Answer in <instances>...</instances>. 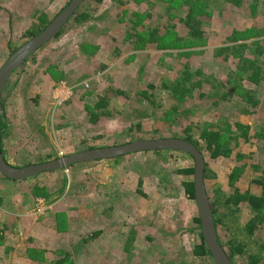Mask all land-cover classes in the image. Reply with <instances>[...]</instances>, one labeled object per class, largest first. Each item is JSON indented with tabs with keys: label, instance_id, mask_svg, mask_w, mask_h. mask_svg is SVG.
I'll use <instances>...</instances> for the list:
<instances>
[{
	"label": "rangeland",
	"instance_id": "374dc122",
	"mask_svg": "<svg viewBox=\"0 0 264 264\" xmlns=\"http://www.w3.org/2000/svg\"><path fill=\"white\" fill-rule=\"evenodd\" d=\"M115 1H108L104 5L87 1L82 6L83 11L91 16L87 23L75 24L71 21L59 38L41 48L11 76L3 92L6 100V126L0 132V145L6 160L14 166L25 167L91 150L88 149L90 146L104 148L138 140L182 139L179 136L184 129L181 128L182 123L185 126H205L227 119L250 125V142L241 140L237 143L231 157H221L213 162L208 160V179L205 183L209 198L216 203L222 243L225 245L231 240H239L250 254H261L263 257L264 253L258 244L264 240V229L254 237L245 233V225L252 217L250 208L245 204L240 207L229 206L225 201L234 193L228 186V175L234 167H246L243 177L237 183L241 192H257L253 182L264 171V141L257 139L258 130L264 129V81L256 87L245 79L241 80L237 74L238 58L230 56L224 59V56L216 54L221 48L242 46L246 57L259 58L264 70V56L259 57L253 53L258 46L264 49V0H190L197 4L199 9L196 14L203 20L206 35L202 40L189 37L180 21V17L185 16L183 11H179L177 17L171 20L168 13H165L167 0H148L152 1L154 8L156 3L160 6L151 15L153 18L144 21L145 26L160 31L157 42H146L143 46L137 43V34L145 33L146 28L138 26V33H134L136 37L130 40L126 32L134 28L132 23L138 20L136 13L145 12L149 3L147 6V0ZM68 3L69 0H0V68L13 52L31 39L28 33L33 31L31 27L38 17L45 14L53 21ZM131 10L135 13L130 14ZM173 34L174 39L171 36ZM187 64L193 72L201 70L225 86L222 92L228 93L230 99L215 108L212 100L199 98L202 90L197 89L193 97L180 102L168 91L158 87L152 90L149 87L180 82ZM201 79L203 77H193L191 82ZM109 88L123 91L126 98L109 91L107 117H101L97 124H93L92 107L106 95ZM210 88V85L204 83L203 91L210 92ZM146 91L153 96L150 102L143 96ZM247 91L254 92L259 98L257 109L243 100V94ZM57 94L58 98H68L61 107H55L59 100ZM249 107L252 108L250 112L254 110V113H244ZM138 125L142 128H137ZM239 154L244 157L241 162L237 161ZM134 155L136 158L128 159V166L121 162L123 158L108 160L104 164L94 162L78 168L72 166L63 171V176L54 174L50 182L43 179L46 175L43 174L41 180L36 182L37 178L34 181L31 179L24 185L33 189L36 197L35 203L32 202L30 206L33 212L30 221L42 215L57 200L68 204L70 219L66 216L56 218L59 212L54 213L57 233L62 230L58 241L66 240L60 248L71 251L63 253L66 255V264L109 263L103 257L109 245L102 237L87 244L83 240L109 227L121 230L120 226H129L127 233L133 223H140L138 220L134 222L137 210L134 206L140 207L137 211L140 212L143 225L142 218L147 213L155 207L161 210L169 203L168 197L161 194V188L158 189V184L164 181L162 179L168 178L167 170L174 172L194 165V160L182 152H143ZM161 171L165 173L159 174ZM135 172L139 174L138 180L141 183L136 191V199L135 195H131L136 185ZM151 176L154 178L151 179ZM158 176L163 177L157 180ZM148 178L150 180L146 183ZM177 178L181 190L182 179L180 176ZM124 180H127L126 184ZM113 182L119 185L123 183V186L125 184V188L121 193L116 192L115 197L108 194V187ZM171 189L170 203H174L175 195H178L179 201L175 204L187 212V199L182 190ZM140 191L151 194V197H159L152 200L142 197V203H139ZM0 194L6 198V195L11 194V189L5 188L2 193L0 190ZM158 200L161 202L157 206L155 202ZM8 204L4 200L0 208L9 211ZM181 213L178 215L180 224L184 223L180 218ZM67 218L68 222L75 224L73 229L69 227L70 224L63 225L62 221L67 222ZM6 222L7 218L0 215V229H4L5 235V240L0 243V264H23L21 259L28 260L30 264L44 263L46 256L42 244L47 242L45 238L19 236L21 229L15 235L12 233L13 228L8 227ZM192 230L199 234V225ZM179 235L172 236L168 244L170 264H212L210 259L204 261L190 257L183 250L184 246L178 243L181 238ZM160 238L158 243L162 246ZM123 246L127 251L120 250V253L117 250L122 246H114L116 252L111 258V264H120V258L123 264H163L159 260L153 262L150 257V253H156L152 244L131 246L126 241ZM131 253L135 260L128 258ZM54 255L58 256V253ZM236 261L245 264L240 257Z\"/></svg>",
	"mask_w": 264,
	"mask_h": 264
},
{
	"label": "trees",
	"instance_id": "16d2710c",
	"mask_svg": "<svg viewBox=\"0 0 264 264\" xmlns=\"http://www.w3.org/2000/svg\"><path fill=\"white\" fill-rule=\"evenodd\" d=\"M72 0H69V3ZM91 3L100 5L105 0H87ZM86 1V2H87ZM68 3V4H69ZM67 4V5H68ZM157 4V3H156ZM84 5V4H83ZM82 5V6H83ZM82 6L79 8L78 11L71 17V19L68 21L66 26L73 21L75 24H85L90 19L91 16L87 11H83ZM160 6L159 3L155 7ZM198 6L193 1L190 2V0H167V7L166 12L169 15V18L171 20H174L177 16L176 14L179 11H183L185 13V16L180 17V21L183 23L184 27L188 31V35L191 39L194 40H202L205 38V30L203 29V20L201 17H198L197 12ZM162 14V13H160ZM138 20L134 22V26H140L144 27L145 33H139L137 34L139 36L137 43L141 44L142 46L146 42H157L159 31L160 29L150 27L147 28L144 26V19L148 17H152L150 14L145 15L142 17V15L137 14ZM145 17V18H144ZM142 18V19H141ZM52 21L49 20L48 16L43 14L40 17L37 18L36 22L32 25L33 31L28 33V36L31 38L39 34L41 31H43ZM65 26V27H66ZM64 27V28H65ZM63 28V29H64ZM63 29L60 31V33L57 35V38H59L63 34ZM132 30L135 33L136 30L132 28ZM172 31V30H171ZM134 32L127 33V39H134L136 36L134 35ZM173 39L175 38L174 34L171 35ZM177 40V39H175ZM136 43V44H137ZM138 46V45H137ZM253 53L257 56H264V49L262 47H257ZM216 56H224V59H228L230 56H236L239 60L237 74L241 77V80L247 81L248 83L259 87L262 82L264 81V70L262 67V64L257 59H251L246 57L244 48L242 46L239 47H226L218 49ZM193 77H203L198 82H191ZM204 83L210 85V92L203 91V85ZM152 90H157L158 88H161L165 91L170 92L173 97L179 99L181 102H185L188 97H193L195 91L198 89L199 91L202 90V92H199V98L200 99H210L212 100V106L215 108H218L221 106V103L227 102L230 99V95L228 93L222 92L225 89V86L220 84L216 79H211L209 76L203 73L201 70H197L195 72L192 71L190 65H186L183 71V78L180 82L176 83H170L166 82L161 84L160 86L157 85H150L149 86ZM158 87V88H157ZM150 89V90H151ZM109 91H112L115 95H118V97H125L126 94L123 91L113 89L108 90L106 95L99 99V101L92 107L93 112L91 113V122L93 124H97L101 117H107V107L109 105ZM143 96L145 97V100L150 102L153 96L149 94V91H146L143 93ZM243 100L248 104H250V107L258 108V105L260 104L259 98L256 97V94L251 91H247L243 94ZM3 109L4 114L6 112L5 110V104L6 100L3 96ZM153 104V102H152ZM248 108V110H244V113H254L250 112L252 108ZM174 110V109H173ZM175 112H178L176 110ZM190 113V112H189ZM5 116L0 117V132H3L5 130V122H4ZM181 128L183 127V131L179 135L180 138L189 141L190 143L194 144L200 152L203 154L205 158L206 168H205V174H204V180L206 182L207 178V172L209 169L208 160L216 161L221 157H231V155L234 152V148L241 140H244L246 143L250 142L251 140V126L243 124L241 122H235V121H229L227 119H223V121L219 122L218 124H209V125H194V124H188L184 125V123L181 124ZM137 128H142L141 125H138ZM141 131V129H139ZM178 130H176V133L178 135ZM2 134V133H1ZM0 134V136H1ZM257 139L260 141H264V129L258 130L257 133ZM95 146H90L88 149H94ZM3 151V150H2ZM170 151H154V152H146V153H168ZM186 154V153H185ZM4 155V152H3ZM166 155V154H165ZM164 155V156H165ZM188 157L192 158L189 154H186ZM132 156V155H129ZM5 157V155H4ZM127 157V156H125ZM120 157V158H125ZM6 158V157H5ZM119 159V158H117ZM193 159V158H192ZM244 157L239 154L237 156V161L241 162L243 161ZM194 160V159H193ZM246 167L245 166H239L237 165L234 167L231 172L228 175V186L234 190V193L232 196H230L226 201L225 204L229 206H235L240 207V205H247L250 208V211L252 213V217L248 220V222L245 225V233L249 237H254L258 231H263L264 229V171L262 172V175L258 177V179L254 180L253 185H255L257 192H251L250 190H246L245 192H241L237 188V183L241 180L245 173ZM64 171V170H63ZM63 171L59 172H50L47 174H62ZM165 171L159 172V174H163ZM177 173L182 176H189L192 177L191 180L184 182V190L186 195L189 199L195 201V162L193 167L191 168H184L181 170H178ZM64 174V173H63ZM159 177V176H158ZM163 177V176H160ZM159 179H162L160 178ZM168 178L162 179L165 181H169V175ZM7 179V178H6ZM9 180V179H7ZM207 189V188H206ZM211 201V198H210ZM212 211L216 223L217 233L219 237V242L222 245V247L226 250L227 254L229 255L230 259L234 262V264H238L236 261L237 257L241 258V261L245 264H264V256L262 257L261 254L258 255H252L250 254L245 247V244L243 242H240L239 240H231L227 244H223L218 231V224L217 221V209H216V203L211 201ZM196 223L199 225V229H201V219L200 217L196 218ZM59 226L61 224H58ZM102 232H96L94 235H91L87 239H84V244H87L101 235ZM5 240L4 231L0 230V243H2ZM260 246L261 252L264 253V240H262ZM63 255V257L58 258L53 264H66V255L64 256L63 253L58 254ZM193 255L200 260L207 261L210 259L212 261V264H215L211 253L209 252L207 245L205 243L203 234L201 232V245L195 247L193 251ZM191 254L190 257L193 256ZM70 256V255H68Z\"/></svg>",
	"mask_w": 264,
	"mask_h": 264
},
{
	"label": "crops",
	"instance_id": "0c3cea01",
	"mask_svg": "<svg viewBox=\"0 0 264 264\" xmlns=\"http://www.w3.org/2000/svg\"><path fill=\"white\" fill-rule=\"evenodd\" d=\"M108 1L111 2V0H105L103 2V5L106 4ZM116 1H120V0H116ZM116 1H115V3H116ZM146 3H147V6L149 3V6L145 10V12L140 13V14L136 13V14L142 15V17H143V16L148 15V14L152 15L153 12L158 11L159 6L154 8L152 1L149 2L147 0ZM156 5H158V3L155 4V6ZM124 13L126 15V11ZM127 13H128V15H130V14L135 13V11L133 12L131 10L130 14H129V12H127ZM152 18H153V16H152ZM149 19H151V18L147 16V18H145L144 20L148 21ZM128 21L131 22L132 19L129 18ZM132 24L134 25V22ZM132 24H131V26H132ZM145 25L146 24L144 23V26ZM133 27L136 30V28L138 26H133ZM130 31L133 32L132 29ZM128 32L129 31H127L126 33H128ZM6 88H7V86H6ZM132 157L136 158V155L127 156L126 158H123L121 162L125 163V165L128 166V164H129L128 159L132 158ZM10 158H11V156H10ZM163 161H164V163H166V160H163ZM106 162L107 161H97L96 164H99V163L104 164ZM93 163L94 162L83 163V164H80L79 166H74V167L78 168L82 165H90ZM184 168H191V167L186 166ZM161 169H163V168H161ZM163 170H165V169H163ZM177 171L170 172V169H168L167 173L169 175V179H168L169 181H165V182L163 181V183L158 184V189L160 190V188H161V194L165 198L168 197L169 203L167 202L166 205L164 206V208L161 210H159V207H155V209L153 211H150L149 213H147L145 218L144 219L142 218L143 225L141 224L142 222H141L140 212L137 211L140 207L134 206V209H137V210H135L134 222L136 220H138V222H140V223H137V222L133 223V225L130 226V229H129L130 232L128 231L126 233V230L128 229L129 226L128 227L120 226L121 230H116L115 228L112 230L109 227V228H104V230L98 231V232H102L101 235H99L98 238H96L95 240H93L91 242H94L97 239L102 237V240L105 241V243L109 245L108 252L106 254H104V256H103L104 260H106V262L108 260L109 263H107V264H111V258L113 259L114 252H116V250H115L116 248L114 247L115 245L122 246L121 248H119L117 250V253H120V250L121 251L122 250L127 251V249L123 246V245H125L126 241L131 246H134V245L137 246V244L138 245H145V243L152 244L153 245V247H152L153 251H155L156 253H150V257H152L153 262H154V260H159V261H162L163 264H170V257H168V255H170V254H168V252H169L168 244H170V238L172 236H174V237L179 236L180 237L179 234H181V238L179 239L178 243H180L181 246H184V247H182L183 250L186 251L190 256H191V254L193 255V251H194L195 247L201 245V229H199L200 230L199 234H196V232H197L196 230H194V231L192 230L193 228L195 229V227L197 225L195 220L197 217H199L198 206H197L196 200L193 201V200L188 198V196L185 193L184 186H183L184 182L191 180L192 177H189V176L185 177V176L179 175L177 173ZM45 174L46 175H44L43 179H46L49 182L52 181V177L54 176V174H47V173H45ZM134 174H135L134 179L136 177V185H135L134 193H132L131 195H133V196L135 195L134 199H136L135 197L138 196L136 194V191H137L138 185L141 186V183H139V180H138L139 174H137V172H135ZM42 175L43 174H41L37 177L31 178V179L33 180V179L37 178V180H36V182H37L38 179H40V180L42 179L40 177ZM61 175L63 176L64 174L62 173ZM156 176H157V174H156ZM176 176L177 177L180 176V178L182 179V180H180V182H181L180 186H181L182 191L178 188L177 183H179V179ZM153 178L154 177L151 176V179H153ZM31 179L26 180V181H11V180H7L2 175L0 176L1 193L3 191H5V188L11 189V194L6 195L5 196L6 198H3L2 194H0V205H2V202L4 200H6V203H9L8 206L10 208L9 211L0 208V215H3L4 217L7 218L6 224L11 229L13 228L12 229L13 234H15V235L18 234L17 231H19L21 229L22 231L19 234V236L20 235H22L23 237L26 235H32L35 237L40 236L41 238H39V239H42V237H44L47 242H44L42 244V248L45 251V256H46L45 260L46 261L42 264H50L51 261L54 262V261L58 260V258H61V257H58L57 255L55 256L54 253L60 254V253L71 252L70 250H65L66 248H64V249L60 248L61 245L66 242V240L58 241V237L62 234V230L59 233H57V230L55 227L56 223L54 225V221L56 220L57 216H61V217L66 216V217H69V219H70L71 218L70 214H69L70 210H68L69 207H68L67 203H65L64 201H61V200H57L53 203L52 207H49L48 209H46L42 213V215L37 216L34 221H30V217L33 215L32 214L33 212L30 211V206L33 205V204H31L32 202L35 203L36 197L33 195V189L30 190V188H26L24 185L26 183H29L28 181H30ZM134 179H133V181H134ZM149 180L150 179L148 178L146 180V183H148ZM157 180H160L159 177L157 178ZM124 182L126 184L127 180H124ZM151 182H153V181L151 180ZM125 184L123 186V183H121L120 184L121 186H120L117 182H113L112 186L108 187V190L110 191V192H108V194L110 196L112 195L111 197H115L116 192L121 193V191L125 188ZM154 185L156 186V184H154ZM170 188L179 189L184 194V196L187 199V205H188V207H186L187 212H184L185 210L181 209L182 208L181 206H179L178 204H175V203H178V201H179V198H177L178 195H175V198L177 201L174 200L173 201L174 203H170V199H169L170 198ZM111 189H113V190H111ZM139 195L141 197V198L138 197L139 203H142V199H143L142 197H144L145 200H149V199L152 200L154 198L158 199V197H159L158 195L151 197V194H146V193L141 192V191L139 192ZM163 196H162V198H163ZM175 198H173V199H175ZM159 202H161V201L158 200L157 202H155V204L158 206ZM119 204L121 205V203H119ZM64 206H66V208L62 209ZM57 211L59 212V214L56 213ZM182 211L184 212V214L181 213ZM54 213L57 214L55 219H54ZM180 213L182 214L180 218L184 220V223H181V224L178 220V215H180ZM185 216H186V218H185ZM41 219H43V221ZM69 219L67 218V222L62 221V223H63V225L70 224L71 226H69V227L73 229V226L75 224L68 222ZM139 224H141V225H139ZM0 230H4V229H0ZM111 230H112V232H111ZM116 231H118V232H116ZM95 233H93L92 235H94ZM159 237H161L160 239H162L161 240L163 243L162 246L159 245V243H158ZM8 251H9V249L7 250V252ZM148 255L146 256L147 258H148ZM91 256H93L92 258L94 259V253H92ZM192 257H193V259L197 258L194 255ZM128 258L135 260V256L133 255V253H131V255ZM121 260H122V258L119 259V263L123 264V262ZM172 260H174V258ZM21 261L23 262V264H30V262H28V260H26V259H21ZM134 264H137V263H134Z\"/></svg>",
	"mask_w": 264,
	"mask_h": 264
},
{
	"label": "water",
	"instance_id": "95a60500",
	"mask_svg": "<svg viewBox=\"0 0 264 264\" xmlns=\"http://www.w3.org/2000/svg\"><path fill=\"white\" fill-rule=\"evenodd\" d=\"M87 0H72L61 13L39 34L11 54L0 68V117L4 116L3 92L11 76L30 57L54 40L71 17ZM175 151L189 154L195 162V196L201 219V229L209 252L215 264H234L219 242L211 201L204 180L205 158L200 150L189 141L179 138L138 140L121 146L96 148L71 154L49 162L17 167L10 164L3 155L0 145V174L11 181H26L41 174L59 172L90 162L114 160L143 152Z\"/></svg>",
	"mask_w": 264,
	"mask_h": 264
},
{
	"label": "built area",
	"instance_id": "2783aa9c",
	"mask_svg": "<svg viewBox=\"0 0 264 264\" xmlns=\"http://www.w3.org/2000/svg\"><path fill=\"white\" fill-rule=\"evenodd\" d=\"M58 94H57V100L56 99H54V100H56L57 101V103L55 104V107H61L62 105H63V103L68 99V98H63V99H61V98H58Z\"/></svg>",
	"mask_w": 264,
	"mask_h": 264
}]
</instances>
